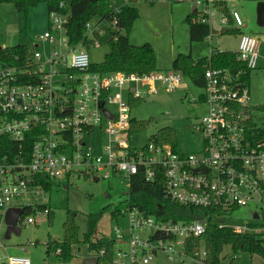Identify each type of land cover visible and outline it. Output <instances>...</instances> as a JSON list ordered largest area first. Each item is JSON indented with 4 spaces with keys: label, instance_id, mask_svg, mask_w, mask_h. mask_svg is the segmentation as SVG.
Listing matches in <instances>:
<instances>
[{
    "label": "built area",
    "instance_id": "built-area-1",
    "mask_svg": "<svg viewBox=\"0 0 264 264\" xmlns=\"http://www.w3.org/2000/svg\"><path fill=\"white\" fill-rule=\"evenodd\" d=\"M188 1L193 4L192 21L200 24H209L220 8L216 0ZM113 3L119 11L130 0ZM231 15L237 26L244 25L236 10ZM228 21L223 14L220 22ZM67 23L66 15L50 13V28L38 37L44 51L36 48L39 43L22 54L0 49V143L8 139L18 145L16 152L7 149L0 155V227L9 207L24 205L30 192L44 191L35 184L36 176L45 175L50 182L121 180L126 201L113 217L124 216L126 222L114 225L107 236L113 249L105 264H151L160 253L179 264H188V258L203 264L205 245L190 254L188 244L206 232L208 217L163 219L132 203L133 181L141 175L147 181L163 178L164 198L180 206L221 211L230 221L220 223V228L264 236V124L252 114L244 69L205 66V92L199 99L205 112L194 125L202 136L199 151L178 149L156 135L138 146L133 143L131 101L158 93L160 85L168 91L177 89L184 74L174 69L95 71L83 41H71ZM260 46L257 36L242 33L236 60L246 69L257 68ZM213 52L224 51L211 47L209 60ZM243 207L250 218L237 221L236 212ZM44 212H50L47 205ZM34 222L32 215L27 217V224ZM51 252L57 261L49 259ZM50 253L46 264H67L58 257L60 248ZM108 253L105 247L90 256L100 263ZM0 264L32 262L8 255L0 257Z\"/></svg>",
    "mask_w": 264,
    "mask_h": 264
},
{
    "label": "rangeland",
    "instance_id": "rangeland-1",
    "mask_svg": "<svg viewBox=\"0 0 264 264\" xmlns=\"http://www.w3.org/2000/svg\"><path fill=\"white\" fill-rule=\"evenodd\" d=\"M118 3L121 0H117ZM241 16L244 26L240 27L245 33L257 36L261 41L260 60L258 67L250 70L248 85L251 92V108L255 120L264 124V25L259 23V13L264 0H227ZM139 11V17L134 21L129 38L134 44L151 42L156 53L158 70L173 69V59L179 53L191 55L194 59L208 56L211 45L222 50L234 51L237 49L238 35L227 33V27L234 24H220L215 13L212 15L210 35L202 40L191 43L190 24L185 21L187 13H191L193 4L188 0H137L133 2ZM231 8V10H235ZM213 22V23H212ZM88 48L91 62L100 64L110 51V39L113 22L100 20L95 16L90 21ZM50 28V13L44 2L32 7L27 14L19 12L13 3H0V49H11L25 45L33 49L39 43L38 37ZM125 33L126 30H123ZM217 39V40H216ZM192 44V46H191ZM44 51L41 43L36 47ZM50 51V45L47 46ZM159 92L147 95L140 100H132L131 116L143 124L141 129L134 131L133 143L145 145L154 135L165 131L172 132L178 149L199 151L202 147V136L194 130V125L205 112V107L199 102L205 92L204 86L197 85L189 76H184L179 87L173 91L160 85ZM197 100V102L194 101ZM138 101V102H136ZM103 136H100V141ZM99 141V139H98ZM51 188L46 192H30L24 205L48 203L53 210L52 215L41 213V210L32 215L35 222L26 224L27 215L18 221V231H11L5 220L0 227V257L11 255L30 258L32 264H46L48 257L46 243L50 240H63L64 222L68 212L74 215L80 238L83 239L89 229V215L101 214L96 226L93 240L103 236H111L114 225L124 224L126 217L117 219L113 213L120 211L125 205V190L121 180L91 178H73L71 181L55 179ZM107 194V195H106ZM236 220L250 218L248 208H240L236 212ZM201 247H204L202 241ZM74 256L67 264H82L84 258L91 255L87 243L74 247ZM227 262L233 257L241 264H259L262 259L249 253L238 252L236 256L226 248ZM49 259L57 261L56 255L51 252ZM202 258V256H201ZM188 264H202L201 260L194 261L188 258ZM151 264H179L178 261L168 260L160 253Z\"/></svg>",
    "mask_w": 264,
    "mask_h": 264
},
{
    "label": "trees",
    "instance_id": "trees-1",
    "mask_svg": "<svg viewBox=\"0 0 264 264\" xmlns=\"http://www.w3.org/2000/svg\"><path fill=\"white\" fill-rule=\"evenodd\" d=\"M44 2L47 4L49 13L57 12L68 17L67 29L72 42L83 43L89 47L90 39L87 35V24L95 17L99 16L100 20L117 21L110 39V51L106 53L104 60L100 64L92 65V69L101 73H112L117 71L126 72H151L158 70L156 64L155 49L150 43L135 45L130 41L129 32L134 21L139 17V11L136 7L127 5L123 6L119 11L114 8L113 0H0V3H13L19 12L28 11ZM192 13L186 17V21L190 24V40L191 42L202 41L210 35V25L193 22ZM123 30H126L124 33ZM25 45H19L11 48V51L23 53ZM211 63L216 67H231L233 69H244V79L248 81L250 69H246L243 63L236 60V55L229 51L213 52L211 59L205 56L199 60H195L191 53H180L173 60V69L181 71L184 76L191 77L197 85L204 86L205 66ZM138 102V101H136ZM135 103V102H134ZM131 101V105H133ZM133 131H137L143 127V124L132 121ZM163 142H170L176 146V139L172 132H163L156 135ZM17 144L11 140L4 139L0 143V155L10 149L13 152L17 150ZM35 184H41L44 189L51 188V182L45 175L35 177ZM131 201L145 209H151L158 217L163 219H173L174 221H186L194 218L206 216L209 223L206 232L197 238H192L188 244L190 254L199 248L203 241L207 250V256L203 264H241L237 257H233L226 262L227 255L224 254L226 248L234 253L246 252L251 257L257 255L262 259L259 264H264V236L254 233H234L229 228H220L219 224L228 222L230 219L208 208L180 206L163 196V178L158 177L155 180L147 181L143 176L135 177L131 189ZM44 207L38 204L37 207L31 205L24 206V213L21 217L30 216ZM53 210L48 213L52 215ZM115 213V212H114ZM113 213V214H114ZM101 219V214L89 215V229L85 233L83 239L80 238L78 226L75 223L74 215L68 212L67 219L64 222L63 240H50L46 243L47 253L51 250L60 248L62 250L59 259L66 262L70 261L74 256V247L81 243H87L90 252L100 251L107 247L109 253L107 257H101L99 264H105L112 255L113 243L107 236L93 240V234Z\"/></svg>",
    "mask_w": 264,
    "mask_h": 264
},
{
    "label": "crops",
    "instance_id": "crops-1",
    "mask_svg": "<svg viewBox=\"0 0 264 264\" xmlns=\"http://www.w3.org/2000/svg\"><path fill=\"white\" fill-rule=\"evenodd\" d=\"M122 1V0H121ZM137 0H130V6H133V7H136V6H134V4H132L133 2H136ZM216 1H218L219 2V4H220V8L215 12V15H214V17L216 16V19H217V22L218 23H220V24H222L221 22H220V18L222 17V15L223 14H225V15H227L228 16V18H229V21H228V23L227 24H225V25H229V24H234L235 26H234V28L232 27H227L225 30H226V32L227 33H236L237 35H238V44H237V49H238V46H239V41H240V37H241V34L242 33H245V31L243 30V29H241L240 27H242V26H237L236 25V23H235V20L233 19V17H232V15H231V8H235L234 6H232L231 5V3H229V2H227V0H216ZM137 8V7H136ZM234 10V9H233ZM235 10H236V8H235ZM192 12H193V9H192ZM191 12V13H192ZM191 13H187V15H186V17L189 15V14H191ZM185 21H186V18H185ZM213 23V22H212ZM244 26V25H243ZM190 29V28H189ZM210 29H211V25H210ZM211 31V30H210ZM190 34V33H189ZM217 40V39H216ZM130 41H131V39H130ZM132 42V41H131ZM133 43V42H132ZM145 43H150L151 44V42H145ZM192 43V42H191ZM134 44V43H133ZM135 45H138V44H135ZM142 45V44H141ZM191 46H192V44H191ZM211 47H214V46H212L211 45ZM236 49V50H237ZM220 50H222V49H220ZM236 50H234V51H229V50H222V51H229V52H232V53H234L235 54V51ZM181 52H179L178 54H180ZM191 53V52H190ZM177 54V55H178ZM211 54V53H210ZM210 54L207 56V57H209L210 56ZM176 55V56H177ZM176 56L174 57V59L176 58ZM203 57H205V56H203ZM203 57H200V58H203ZM199 58V59H200ZM173 59V60H174ZM199 59H195V60H199ZM170 70H172V69H170ZM166 71H169V70H166ZM44 188V187H43ZM47 190L46 189H44V192H46ZM25 202V201H24ZM38 205V204H37ZM37 205L35 206V207H37ZM42 205H47L49 208H50V210H52L51 209V207H50V205L48 204V203H42ZM24 206H26V205H22V206H11V207H22L23 209H24ZM32 206V205H31ZM33 207V206H32ZM34 207V208H35ZM10 208V207H9ZM8 208V209H9ZM7 209V210H8ZM6 210V211H7ZM37 212V211H36ZM5 214H6V212H5ZM35 213H32L31 215H34ZM22 217V216H21ZM21 217L19 218V220L18 221H21ZM4 220H5V216H4ZM26 223V222H25ZM27 224V223H26ZM30 224V223H29ZM11 231H13V230H11Z\"/></svg>",
    "mask_w": 264,
    "mask_h": 264
},
{
    "label": "water",
    "instance_id": "water-1",
    "mask_svg": "<svg viewBox=\"0 0 264 264\" xmlns=\"http://www.w3.org/2000/svg\"><path fill=\"white\" fill-rule=\"evenodd\" d=\"M259 23L264 25V6L261 7L259 13ZM107 195V194H106ZM24 209L22 207H10L5 214V221L9 225L10 230L18 231L17 223L19 218L23 215ZM99 258L96 256H88L84 258L82 264H98Z\"/></svg>",
    "mask_w": 264,
    "mask_h": 264
}]
</instances>
